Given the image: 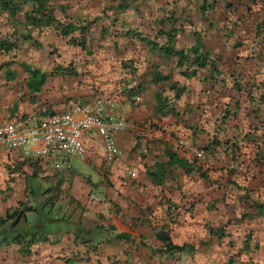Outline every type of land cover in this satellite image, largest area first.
I'll return each instance as SVG.
<instances>
[{
  "label": "crops",
  "instance_id": "1",
  "mask_svg": "<svg viewBox=\"0 0 264 264\" xmlns=\"http://www.w3.org/2000/svg\"><path fill=\"white\" fill-rule=\"evenodd\" d=\"M171 1L132 0L104 40L100 24L110 20L93 21L103 5L115 7L118 0H50L61 22H93L85 49L58 31L44 30L21 43L17 52H0V125L66 111L121 82L118 88L124 94L117 95V111L129 123L116 135L120 155L110 164L95 135L83 138L85 161L70 158L60 168L50 159L42 162L0 147V216L30 207L12 232L23 235L20 244L0 243V264H264V215L254 206L264 204V166L253 165L249 143L243 140L257 115L264 119V107L256 96L249 99L244 94L245 87H231L240 69L248 78L259 67L247 53L252 30L243 29L244 19L237 26L226 14L219 19L209 11L203 17L190 12L188 0ZM171 11L180 22L192 20L174 49L186 53L194 42L192 33L202 31V45L214 60L217 76L205 68L185 79L176 57L141 52L122 36L129 29L152 39L157 21ZM9 17L0 15V39L7 30L26 31L22 15L17 20ZM230 28L231 36L226 31ZM80 35L76 32L74 38ZM236 38L244 45L234 49ZM157 42L163 45L165 38ZM126 58L133 60L132 67L123 70L125 78L117 83ZM70 65L72 74H64ZM26 67L46 75L36 94L27 87ZM156 74L170 79L153 82ZM168 82L184 86L177 101L172 100ZM135 88L140 96L133 94ZM160 93L169 100L161 112L156 108ZM187 143L205 150V156L198 157ZM173 157L194 163L196 170L186 174ZM202 174L205 178H199ZM48 206L58 209V221L30 222L37 208ZM174 207L178 214H173ZM210 229L218 232L210 235ZM161 231L181 248L166 249L157 238ZM222 231L226 238L218 240ZM7 234L0 228V240ZM23 239L33 241L25 253Z\"/></svg>",
  "mask_w": 264,
  "mask_h": 264
},
{
  "label": "trees",
  "instance_id": "2",
  "mask_svg": "<svg viewBox=\"0 0 264 264\" xmlns=\"http://www.w3.org/2000/svg\"><path fill=\"white\" fill-rule=\"evenodd\" d=\"M131 1L132 0H118V3L115 7H104L103 5L99 17L96 16L97 18L93 21H99V23H101L103 19L110 20V24H100L101 27L99 28V31L102 39L108 40L105 38L109 36L108 30L110 26H115V24L118 22V14H121L122 12L127 10L131 4ZM174 1L179 2V0H172L171 3H174ZM238 1L239 0H188L187 4L188 7H190L191 13L195 14L197 12L204 17L209 11L214 12L213 14L219 12L222 15L226 14L227 18H229L232 23H235V25L238 26L243 22V18L237 16V12L239 11ZM249 1L253 4H259L258 2H260V5H262V15L256 21L252 29V35L248 43L250 49H248L247 51V53L254 55V58L257 60V65H259V67L257 69V72L254 71L256 73H252V75H249L248 78L244 77L245 74L243 72V68L240 69V72L237 73L238 75H235V81L233 82L231 87H234L236 89H242V87H245V89L243 90L244 94L249 99L254 98L256 96L260 102V105L264 107V0ZM106 9H108L110 12L114 10L115 13H113V15H107ZM4 13L10 16L9 18L15 20L18 19L17 17L19 15H22L24 25L26 27V31H22L21 33L15 31V29L13 31L7 30L5 32V37L3 39H0V52L5 55L17 52L21 43L28 42L36 36L39 37L44 30L58 31L61 36L69 37L71 44H75L76 46H80L85 49L86 35H88V30L91 24H93V22L88 21L85 22L84 25L61 22L54 15L50 0H0V15ZM168 14L169 15H164L160 20L157 21L159 28L156 31L155 36L152 37V39H148L149 37L144 36L141 32L132 31L129 29L124 31L122 36L128 38L130 40V44L133 47L136 48V45L140 46L139 48L141 49V52L142 50L149 52L158 51L168 57H176L178 61V66H182V69L179 71V75L181 77H184L185 79H191L193 77H196L198 70H203L205 68L211 69L217 76L218 70L214 65V60L210 59L209 52L205 50V47L202 45V31H194L192 33V36L194 37V42L186 53H184L183 51H176L174 49L178 35L180 33H183L184 26H192V20L189 17H186V19L180 22V19L175 17V11H171ZM226 31L229 32L230 36L234 34L231 28L226 29ZM76 32H80V37L74 38V34ZM161 37L165 38V44L163 45H160L157 42V39ZM109 39H112V37H110ZM240 41H243L242 37L240 38ZM36 42L37 41L35 40L34 44ZM36 44L39 45V43ZM243 45L244 43L239 42V39L236 38L233 48L235 49ZM132 62L133 60L128 58H126L124 61H121V67L117 73V83H119L120 80H123L125 78L123 76V70L125 71L126 68H129L130 66L132 67ZM72 70H74V68L70 65V67H68L67 69H63L62 71L64 74L71 75L73 72ZM26 71L29 74V80L27 82V87L29 91L32 94L40 92L46 82L45 73H42L37 68L29 67H26ZM157 79L159 81H169L170 76L156 74V78H154L152 81L155 82ZM122 84L123 83L121 82L115 85L112 91H107L106 93H97L93 97H108L112 98L116 102L117 95L124 94L122 89L118 88L122 87ZM168 87L169 91L173 94V101H177L180 96L184 93V90L182 89L184 86L181 88L176 82H170L168 84ZM133 94L140 96V92L136 88L133 89ZM157 99L160 104H158L156 108L157 111L161 112L162 108L166 107L169 100L167 99V97H163L161 93L158 94ZM255 121L256 122L254 126L250 127V129L244 134L243 140L246 143H249V145H247V147H249L250 149L248 153H252L254 156L253 165L256 168H260L264 166V119L260 118L257 115ZM232 149L233 151H235L233 145ZM171 159L174 163H178V166L181 167L186 174H189L196 170V168H194V163H189L187 160H181L174 157ZM199 178H205V175H199ZM254 206L256 207L258 215H264V204L257 202L254 203ZM190 207H192V205ZM29 210L30 207H24L20 210L14 209L8 211L5 216H0V228L3 227L5 229V232L8 233L4 237V239L0 240V243L13 240L19 242L20 244L19 240L20 237H22L23 235L19 233L13 235L12 232L15 230V225H17L20 220L25 219V215ZM177 210L178 208L174 207L173 214H178ZM8 222H10V225L5 226ZM216 232L218 231L210 229L208 233L210 235H214V233ZM224 233L225 232L223 231L222 233H219L218 240H224L226 238V235ZM157 235V238L164 243L166 249L181 248L173 245L170 237L167 236L164 232L161 231ZM32 243V240L25 241L23 239L21 242V244H23L21 249L22 252H27V248ZM253 244L254 242H252V245Z\"/></svg>",
  "mask_w": 264,
  "mask_h": 264
},
{
  "label": "built area",
  "instance_id": "3",
  "mask_svg": "<svg viewBox=\"0 0 264 264\" xmlns=\"http://www.w3.org/2000/svg\"><path fill=\"white\" fill-rule=\"evenodd\" d=\"M129 123L117 111L116 102L108 97H92L84 104L73 103L66 111L54 112L30 120H18L0 125V147L19 151L24 157L34 155L44 162L54 161L60 168L71 159L85 161L87 148L85 135H95L105 150V162H114L120 152L116 135ZM186 146L198 157H204L203 149Z\"/></svg>",
  "mask_w": 264,
  "mask_h": 264
},
{
  "label": "rangeland",
  "instance_id": "4",
  "mask_svg": "<svg viewBox=\"0 0 264 264\" xmlns=\"http://www.w3.org/2000/svg\"><path fill=\"white\" fill-rule=\"evenodd\" d=\"M238 2H239V12H237V13L239 16H241L245 20L244 21L245 23L243 24L244 25L243 29L245 31L252 30V27L255 25V23L259 19V17L262 15V5H260V2H258L259 4H257V3L253 4L249 0H239ZM213 16L217 17L219 19H222V17H223V15L219 12H218V14H215V15L213 14ZM217 18H215V19H217ZM71 160L76 163L75 160H73V159H71ZM254 183H256V184L260 183V179L257 178L254 181ZM43 196H45V195L43 194ZM37 210L38 211L35 213V215L30 217L31 218V219H29L30 222H33L34 220H37V219H41V220L51 219V220H57L58 221V218L61 217V215L58 214V209L53 208L51 206L41 207V209L37 208ZM38 212H40V214H43V215H39Z\"/></svg>",
  "mask_w": 264,
  "mask_h": 264
}]
</instances>
